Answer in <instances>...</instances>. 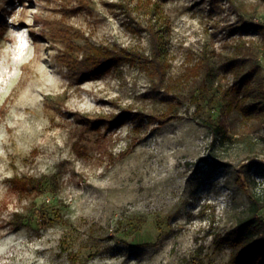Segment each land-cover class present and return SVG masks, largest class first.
<instances>
[{"label":"rangeland","instance_id":"374dc122","mask_svg":"<svg viewBox=\"0 0 264 264\" xmlns=\"http://www.w3.org/2000/svg\"><path fill=\"white\" fill-rule=\"evenodd\" d=\"M61 24L84 34L78 42L145 54L153 28L169 63L163 84L128 63L78 81L55 59L64 43L47 30ZM263 27L264 0H0V264H228L229 230L253 198L264 202V108L233 110L222 145L197 119L218 116L210 92L245 74ZM21 31L33 56L14 64ZM207 70L198 109L192 93ZM122 109L108 129L84 117ZM164 112L176 116L150 120ZM44 174L56 175V191L11 181ZM239 259L231 264H264L263 244Z\"/></svg>","mask_w":264,"mask_h":264},{"label":"trees","instance_id":"16d2710c","mask_svg":"<svg viewBox=\"0 0 264 264\" xmlns=\"http://www.w3.org/2000/svg\"><path fill=\"white\" fill-rule=\"evenodd\" d=\"M262 29L264 30V27ZM47 31H50L52 40L64 43V48L56 53L55 59L64 65L80 82L108 73L114 65L121 63H128L131 66L144 69L157 88L165 80L169 63L165 56L162 37L153 28L149 29L151 45L148 54L112 45H96L89 40L78 42L79 39L84 37V34L80 30L64 24L55 28L51 27ZM259 55L264 56V40L261 47L249 59V66L239 80H235L226 88L217 86L210 92L207 102L213 106V109L218 110V116L216 118L210 116L200 121L197 119V121L210 130L212 145L215 143L222 145L230 140L231 134L226 118L233 110L239 109L245 113H251L255 107L264 108V72ZM210 77L211 72L207 70L205 78L201 81L197 91L192 93L198 109L201 107L199 101L207 96V78ZM246 92L254 93V97H257L258 100L254 101L255 98L253 97L252 101L250 100L246 105H242ZM129 113L127 109H122L109 117L100 115L97 117L85 115L84 117L93 129L98 130L101 125H106L105 128L107 129L120 125ZM174 116H176V112L173 114L164 112L150 117V120L157 121L159 125H162ZM72 148L76 154L82 153L83 148L80 141H74ZM11 181L18 190H27L35 195L44 192L46 187H49L52 191H56L59 187L54 174L40 176L15 175L11 178ZM253 199L249 214L241 216L235 226L228 232V237H230L228 240L233 247V253L228 264L238 262L241 255L249 248L257 244H263L264 246V219L257 217V213L264 207V202ZM23 218V214L15 212L11 223L18 227L22 224L21 219Z\"/></svg>","mask_w":264,"mask_h":264},{"label":"clouds","instance_id":"9594fccd","mask_svg":"<svg viewBox=\"0 0 264 264\" xmlns=\"http://www.w3.org/2000/svg\"><path fill=\"white\" fill-rule=\"evenodd\" d=\"M17 39V43L14 48L11 49V61L14 64H23L27 62L33 56V48L30 46V38L27 36L26 31H21L19 33H12ZM9 50H6V52ZM3 62L0 61V64ZM15 71V68L13 69Z\"/></svg>","mask_w":264,"mask_h":264}]
</instances>
